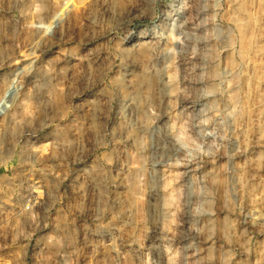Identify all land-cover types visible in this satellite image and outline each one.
Wrapping results in <instances>:
<instances>
[{
  "label": "rangeland",
  "instance_id": "374dc122",
  "mask_svg": "<svg viewBox=\"0 0 264 264\" xmlns=\"http://www.w3.org/2000/svg\"><path fill=\"white\" fill-rule=\"evenodd\" d=\"M240 1L0 0V264H264V49L241 51Z\"/></svg>",
  "mask_w": 264,
  "mask_h": 264
},
{
  "label": "bare ground",
  "instance_id": "6f19581e",
  "mask_svg": "<svg viewBox=\"0 0 264 264\" xmlns=\"http://www.w3.org/2000/svg\"><path fill=\"white\" fill-rule=\"evenodd\" d=\"M115 2H116V0H104L106 9L110 10V11L113 10L112 7H113V4ZM259 6H260V9L262 10V12L264 13V0H259ZM238 9L240 11L241 18L239 17L238 20H236V21H237L239 38H240V42H241V51L243 53L252 52V51H254L255 53L263 52L264 46L262 47L259 44H257L255 39L260 34L264 35V26H263L264 22L262 23L263 25H261V27L257 26V19L259 17L256 19V17L254 15H251L247 11V0H241L239 2V8ZM258 21H260V20H258ZM259 43H260V41H259ZM134 48L136 49V54H140L142 57V59H141L142 61H140L139 65H138L140 67L141 74L144 75L143 77L148 76L150 74L154 75L155 76V83H156L155 86H157L156 88L159 90V92L162 91V89L164 87V85L161 84V83H163L162 82V74L160 73V69L157 66V60L158 59L155 58V55L152 52V45H148L145 42H140V43H136L135 46H133V49ZM121 50H123V49H121ZM124 50H126V49L124 48ZM259 55H261V54H259ZM261 64H263V65L257 66L258 65L257 64L253 69V71L255 73L254 76L256 78H260L261 73L264 72V62ZM140 78H141V80L140 79L138 81L136 80L135 86H140L141 84L144 83L145 79L142 78V76H140ZM125 79H128V77H125ZM252 79H254V78H252ZM127 81H128V83L133 84V81L131 79L130 80L128 79ZM256 82H258V81L256 80ZM134 101L135 100H134L132 95H130V96L127 95V96H125V98H123V103L121 104V110H123V113L121 112V117H123L124 120H125L124 112L134 108V104H133ZM160 120H161V116H158L157 121H160ZM124 169L126 171H130L133 169V167L130 164H126V165H124Z\"/></svg>",
  "mask_w": 264,
  "mask_h": 264
}]
</instances>
